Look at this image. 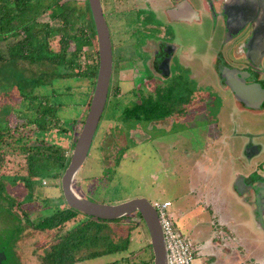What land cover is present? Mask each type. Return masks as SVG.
Returning <instances> with one entry per match:
<instances>
[{
    "label": "rangeland",
    "instance_id": "374dc122",
    "mask_svg": "<svg viewBox=\"0 0 264 264\" xmlns=\"http://www.w3.org/2000/svg\"><path fill=\"white\" fill-rule=\"evenodd\" d=\"M116 1L115 4L117 9L123 8L121 1ZM102 4L105 9V0H102ZM151 7L152 6H149V8ZM55 9L57 10L58 8L55 7ZM55 9L51 8L47 12L42 13L37 18V21L31 25L29 30L33 31L40 29L49 24L51 26L49 32L50 35H52L50 37V44L57 48L54 28L61 25V22L57 21L56 18L50 17V12ZM142 10H148V8L145 7ZM144 12L146 13V11ZM144 12H140L139 14H142V23L144 21L146 22L145 26L137 25V23H139V14L137 16V13L130 11V9H124L122 11L118 10L113 16H107L112 39L113 32H118L119 30L126 32L124 35L125 49H114L116 60L122 56H126L127 58L134 57V59L138 60H142L143 56L146 57V52L141 53L140 55V52L144 50L141 44L143 41L141 40V37H143L141 33L146 29L150 33H155L153 32L155 30L151 27V17L153 16L152 11L148 14H145ZM137 28L139 29L136 33L131 30ZM41 36L42 33L40 37ZM168 38H171V34H169ZM16 39L17 37H13L8 40H10L11 43ZM117 43L121 44L119 43V40ZM6 44L7 41H0V50L3 54L0 58V94L6 95V97H1L0 99V114L6 113L12 115L19 111V109H27L28 99L25 95L26 98L23 97V92L21 91H29L31 85V81L29 80L32 78L40 80L35 89L37 92L44 93L49 91L48 93H50V89L52 88L61 90L59 92L60 95H51L50 99L62 103V107L59 109V123L60 127H64L67 131L64 132L58 130V128H52L48 131L41 132L38 134V137L41 139V141H39L40 144H53L55 146H60L62 149L66 150L67 154H70L73 148L71 147V143L75 140L81 124L80 116L87 108V94L84 93L87 91V87L80 86L79 88L74 85L75 81H78L77 84H84V81H79L68 76H58V72L69 73V70L66 67H57L54 64L48 66V64H43L39 61L30 62L29 60H11L7 57L10 55ZM127 48H130L132 52L126 51ZM226 48L227 45L224 43L222 50ZM225 55L229 56V54ZM182 57L185 62L184 66L187 68L184 66L181 67L180 62L174 59L173 56L171 59V61L174 59L172 61L173 71H175L176 68L180 69L181 72L189 71L188 75L191 76V81H185L182 75H173L170 80L166 81L167 84L164 88V91L166 92L159 93L158 100L155 102L158 104H165L163 102L165 101L167 103V105H164L166 106L165 110H167L169 114H176L177 116L175 117L176 121L172 123L174 126L172 127L170 123V126L168 127L169 135L166 132L159 135L158 133H160L162 129L160 127H155V125H152L149 128H143V123H140L142 130L139 131L143 137L142 135L130 133L128 131L129 126H133L132 121L135 119L130 118L127 120L126 125H120V120L123 119L120 111L122 100L118 99L114 104H109V101L107 100L87 156L78 170L73 184L74 188L79 190L80 186L77 185L79 184L77 178L82 179V177H85L86 180L82 184V188L80 187V192L85 194L87 198L103 203H116L139 196L152 200L155 197H165L167 194V197L171 199L172 210H179L182 213L188 212L187 214L191 215L187 225L180 222L179 231L187 235L192 243L196 244L195 246L198 247L196 242L203 238L197 236H207L208 229L206 227L208 224L197 222V215L200 213L193 215L191 214L192 212L189 211L190 208L194 207L191 206L192 200L197 199V197L194 198L195 195L193 194V190L195 186L200 185L204 187L202 189L210 188L211 193H208V195L204 197L206 201L212 199V193L213 190H215L216 200L208 203V205L214 207L215 210L216 203L221 199L223 203L222 213H225L228 210V198L225 197L224 199L223 195H220L217 188H219V183L221 185L224 184V187L231 192L232 178L227 179L226 176H218L216 169L219 168L218 164L221 162V158L225 157L227 153L226 149L231 146L233 137L230 133V124L225 125L226 104L221 102L219 105L215 92V94H212L214 98L210 99L204 96L202 92L203 90L200 89V83L205 82L206 80H213L214 76L209 74L204 68L202 72L196 71V73H194V70L192 69L188 70L193 68L192 63L190 59H188L189 61H186L185 55L182 54ZM83 60L84 53L80 52L77 56V61L82 63ZM113 63L115 64L114 61ZM142 73L144 72L142 71L141 74ZM24 77H29V80H25ZM114 77L115 75L113 74L111 83L115 85L116 81ZM212 82H217L218 84L219 81L214 80ZM19 83H21V87ZM67 84L75 87V89L73 87V92L64 90V86ZM6 85L10 86V88L7 87L6 90H1L2 88L4 89V86ZM210 85L213 86L212 84ZM160 90L161 89L158 88L159 92ZM7 95L11 96V99L7 98ZM138 95H141V92H139ZM150 100H153V98ZM134 102L139 104L141 100L134 99ZM75 104H77V106ZM160 108L164 107L161 106ZM181 108H184L186 114H178L180 112L179 109ZM163 114L164 113H159L158 115L161 116ZM62 120L65 121V124H61ZM4 121L5 118L0 119V123H4ZM216 122L218 123V127L225 133V138L220 143L216 140L213 141L211 138L215 135L214 129ZM244 122L245 124L249 123L247 118L244 119ZM179 128L182 129L178 130ZM103 132H105V138L101 139L103 137ZM146 136H154L155 138L159 137V140L156 139L151 142V138L146 140ZM162 138L163 140L160 141ZM214 138L219 140L221 135H217ZM183 140L186 144L183 150L185 152L188 151L190 159H186V156L179 155L178 151L174 148V151H171L172 155L176 158L181 157V159H185V164L178 166L175 164L169 165L167 168L168 170L166 171L165 165L161 162V155L163 154L161 151L163 146L161 145L168 141L170 145L175 147V141H177L180 142V145L182 146L181 142ZM131 145L135 148L131 149ZM119 155L123 157H119ZM186 160H189V162L186 163ZM224 160L225 159L222 158V165L226 166ZM209 162L212 164L210 168L207 167L209 166ZM205 170L210 172V176L202 179ZM41 172L42 170L36 172V177L27 178L31 184L30 188L20 182V180L12 182L11 176H4L1 178L3 185L0 188V196L3 200H0V210L5 212L7 217L0 214V246H3L6 250L7 257L5 256L6 259L1 260L0 264H4V260L6 264H41L39 255L42 251L37 249V245L41 242L39 244L37 243L39 238L36 234L37 231L28 232V227L23 217L20 221L9 219V213L13 214V212H9L6 207L11 203H16L25 209L28 205L25 199L33 196L36 190L43 191L48 193V196L53 195L52 197H54L48 202L40 204V208H54L53 206H56L55 203L58 200L57 194L59 193L58 183H60V175L53 179L49 172L44 173V177ZM177 172H179V175L175 176L174 173ZM41 178L42 180L39 183V179ZM163 186H167L170 189V192H162L161 187ZM220 203L221 201L218 203L219 206ZM38 207L39 205H36L34 209H37ZM237 207H241V205L238 204ZM6 210L9 213L6 212ZM40 213V211L32 212L29 214V217L30 219H33ZM132 218L135 220L138 219L136 218V214H132ZM214 220L218 221L219 219L217 218ZM19 223H22L23 226L20 227ZM107 224L116 225L114 221H108ZM76 225H78V223L71 225L72 228L70 230L74 229ZM146 235L147 232L145 233V231L140 234L134 233L132 238L130 237V239H133L130 240V246L123 251L108 253L107 255L96 258L83 259L73 264H143L142 259L151 256L150 246L148 244L144 245L146 242ZM56 236V234H53L51 237L47 238L45 241L46 245L52 243L55 238L57 239ZM148 239L149 238H147V240ZM43 243L44 241L41 244ZM10 247L14 249V252H11V255L9 256ZM197 253L199 254L198 248ZM224 258L225 255L222 252H219V259ZM232 260H234V258H232ZM261 261L259 264H261Z\"/></svg>",
    "mask_w": 264,
    "mask_h": 264
},
{
    "label": "flooded vegetation",
    "instance_id": "af4514ba",
    "mask_svg": "<svg viewBox=\"0 0 264 264\" xmlns=\"http://www.w3.org/2000/svg\"><path fill=\"white\" fill-rule=\"evenodd\" d=\"M120 1L123 8L117 9L116 0H105V9L103 4L102 9L112 47L111 78L114 74L115 85L119 88L115 98L122 100L120 108L122 116L130 113L135 115L134 126H141L140 123H143V128H149L155 119L168 117L165 115L168 111L164 106L167 103L155 102L159 93L166 92L164 91L166 81L173 75L179 74L185 81H191L189 71L181 72L177 68L173 71L174 59L180 62L181 67L185 65L182 54L185 55L186 61L190 59L192 63L193 68L188 70L192 69L196 73L202 72L204 68L213 75V80L200 83V89L203 90L204 96L210 99H213L212 94L216 93L219 105L221 102L226 104L225 125L230 124V133L233 137L231 146L226 149L225 157H222L226 166L222 165L221 158L219 168L216 169L217 175H231L236 192L240 190L242 192L238 194L246 196L249 205L246 208L251 215L256 216L255 224L258 226L254 228V245L258 250L256 254L263 252L264 0ZM145 7L148 10H142ZM124 9L136 12L137 16L140 12L146 11L144 13L148 14L152 11L151 27L155 33H150L147 29L141 33L144 50L140 55L146 52V57L143 56L142 60L126 56L115 59L114 49H125L126 32L115 31L112 39L107 16H113L116 11ZM141 15L139 14L137 25L145 26L146 22L142 23ZM139 28L131 30L136 33ZM169 34L171 38H168ZM118 40L121 44L117 43ZM224 43L227 48L222 50ZM126 51L132 52L130 48ZM173 56L174 59L171 61ZM142 71L144 73L141 74ZM214 80H218V84L213 83ZM158 88L161 89L160 92ZM139 92L141 95H138ZM152 98L153 100H150ZM133 99H140L141 102L136 104ZM161 106L164 108H160ZM159 113L164 114L159 117ZM182 114H186L184 108L179 112V115ZM246 118L248 124L244 122ZM127 120V118L120 120L121 125H126ZM104 133L101 139L105 138ZM133 134L142 135L139 130ZM146 138L150 139L147 136ZM224 138L223 134L221 140ZM184 147L181 152L186 154ZM228 162L231 169L228 168ZM199 262L201 264L200 260Z\"/></svg>",
    "mask_w": 264,
    "mask_h": 264
},
{
    "label": "trees",
    "instance_id": "16d2710c",
    "mask_svg": "<svg viewBox=\"0 0 264 264\" xmlns=\"http://www.w3.org/2000/svg\"><path fill=\"white\" fill-rule=\"evenodd\" d=\"M55 7L58 9L56 10ZM51 8L55 10L50 12V17L61 22V25L54 28L57 48L50 44L52 35L49 32L51 28L49 24L40 29L29 30L42 13ZM13 37H17V39L10 43L8 39ZM4 40L7 41L6 47L10 55L7 57L11 60L39 61L48 64V66L54 64L57 67H66L69 73L58 72V76H68L84 81V84H77L78 81H75L74 86L87 87V91L84 93L87 94L88 108L97 73L98 51L93 18L87 0H0V41ZM80 52L84 53L82 63L77 61ZM2 55L0 50V58ZM24 78L29 80V77ZM29 81H31L29 91H21L23 97L28 99L27 109H19L12 115L0 114V119L5 118L4 123H0V188L3 185L1 178L4 176H11L12 182L20 180L29 188L31 184L27 178L36 177L35 174L38 171L42 170L43 177L44 173L49 172L54 179L61 176L69 162L70 154H67L66 150L53 144H40L41 139L38 137L41 132L52 128L67 131L64 127H60L59 123V109H61L62 103L50 99L51 95H60L61 90L52 88L50 93H48L49 91L37 92L35 89L40 80L32 78ZM19 84L21 87V83ZM74 86L67 84L64 86V90L73 92ZM7 87L10 88L6 85L1 90H6ZM118 89V86L110 81L107 96L109 104L118 101L115 98ZM1 97L4 98L6 95L0 94V99ZM7 98L11 99V96L7 95ZM75 105L77 106V104ZM87 108L80 116L81 124ZM61 124H65V121L62 120ZM74 142L75 140L71 143V147ZM119 157L123 156L119 155ZM42 178L39 179V183ZM77 179L79 182L77 185L80 187L86 180L85 177ZM58 187V200L55 203L56 206H53L54 208H40V204L46 203L54 197L36 190L33 196L25 199L28 203L25 209L16 203L4 205L9 212L12 211L15 215L14 217L6 210L10 214L9 219L20 221L23 217L28 232L37 231L36 234L39 236L37 243L44 241L43 244L37 245V249L42 251L39 255L41 264H73L83 259L120 252L130 246V240H133L130 237L132 238L134 233L147 232L138 212L135 213L138 218L136 220L132 218V213L114 219L87 216L69 206L63 198L60 183H58ZM80 187L79 190L76 189L82 194ZM82 195L86 197L85 194ZM0 200H3L1 196ZM36 205L39 207L34 209ZM36 211L41 213L30 219L29 214ZM0 214L7 217L1 210ZM108 221H114L116 225H108ZM74 223H78V225L70 230ZM19 226L21 227L23 224L19 223ZM53 234L57 235V239L55 238L52 243L46 245V239ZM147 237L148 233L144 245L150 246ZM0 251L7 257L3 246H0ZM9 251L10 256L14 249L11 248ZM152 258L151 252L149 258L142 259L143 264H152ZM3 263L6 264L5 260Z\"/></svg>",
    "mask_w": 264,
    "mask_h": 264
},
{
    "label": "crops",
    "instance_id": "0c3cea01",
    "mask_svg": "<svg viewBox=\"0 0 264 264\" xmlns=\"http://www.w3.org/2000/svg\"><path fill=\"white\" fill-rule=\"evenodd\" d=\"M134 100V99H133ZM181 110V109H179ZM179 114V113H178ZM165 115H167V118H158L155 119V122L152 125H155V127H160L162 131L158 133L159 135L164 134L165 132L169 135L168 133V127L171 126L173 127L174 125L172 124L173 122L176 121L175 117L176 114H169V112H166ZM183 115V114H182ZM122 116V113H121ZM160 117V116H159ZM122 118H134L135 115L133 114H127L126 116H122ZM133 126H129V132L130 133H135V131L139 130L141 131V126H134V120L132 121ZM121 125V124H120ZM151 125V126H152ZM150 126V127H151ZM182 128H179L178 130H181ZM184 129V128H183ZM218 127V123L216 122L215 124V129L214 133L215 135L211 137L214 140H216L218 143H220L222 140L221 138L219 140L215 139L214 137L217 135H225L224 131ZM151 138V142L155 141L156 139L159 140L158 138H155L154 136H147ZM147 140V138H146ZM163 138L160 140L162 141ZM182 146L180 145V142L175 141V147L170 145L168 141L166 143H163V149L161 148V151L163 154L161 155V162L162 164L165 165L166 171L168 170L167 168L169 165L175 164V165H181L185 164V159H181V157H174L171 153V151H174V148L176 151H178L179 155L186 156V159H190L189 153L184 152L186 154H183L181 152V149L186 146L184 140L181 142ZM185 144V145H184ZM135 147L131 145V149H134ZM189 160H186V163H188ZM211 163L209 162V166L211 167ZM228 168H230L229 162H228ZM174 175H179V172L174 173ZM210 176V172L205 170L202 179L203 178H208ZM227 179H231L230 176H226ZM221 180V179H219ZM206 186V185H205ZM220 188L218 189V192L220 195L228 198V210L225 213H222L223 210V203L221 201L220 206H219V201L215 205V210L214 207H210L208 203L215 201L216 200V193L215 190H213L212 193V199L206 201L204 199L205 196L210 194V188H205L200 186H195L193 190V194L195 195L194 198L197 197L196 200H192L191 206H194L193 208H190L189 211H191L193 215L198 214V221L197 222H203L205 224H208L206 227L208 229L207 231V236H197L201 237L203 239H200L198 242V259L201 261V264H259L261 260V264H264V249L263 252H258L256 250L255 245H254V234H255V229L254 227H258L255 224V215H251V212L247 209L249 206L246 201V196L245 195H240L238 192H242L238 190L236 192L234 183L232 182V188L231 192H229L225 187L224 184L221 185L219 183ZM207 187V186H206ZM162 192H170V189L167 186L161 187ZM203 196V200H202ZM171 200L170 198L167 197V194L165 197H155L152 200ZM150 200V201H152ZM232 204V205H231ZM240 204L241 207H237V205ZM234 206V207H233ZM247 207V208H246ZM175 215V225L176 228L179 230L180 229V222L182 224L187 225L189 218L191 217L190 214H187L188 212H180L174 211ZM219 219L218 221H215L214 219ZM196 222V223H197ZM184 234V233H183ZM187 236V235H186ZM148 238V237H147ZM205 238V239H204ZM190 239V238H189ZM149 240V239H148ZM149 242V241H148ZM192 242V241H191ZM196 245V244H194ZM219 252H222L225 255L224 259H219ZM234 258V260H232Z\"/></svg>",
    "mask_w": 264,
    "mask_h": 264
},
{
    "label": "water",
    "instance_id": "95a60500",
    "mask_svg": "<svg viewBox=\"0 0 264 264\" xmlns=\"http://www.w3.org/2000/svg\"><path fill=\"white\" fill-rule=\"evenodd\" d=\"M87 2L96 32L98 66L84 120L75 138L69 162L60 176L63 198L69 206L85 215L96 218L114 219L138 212L148 233L153 256L152 264H168L158 215L150 200L139 196L116 203H103L83 196L74 188L75 176L87 156L106 103L112 70V47L101 0H87ZM0 255V261L5 259L3 252L0 251Z\"/></svg>",
    "mask_w": 264,
    "mask_h": 264
},
{
    "label": "built area",
    "instance_id": "2783aa9c",
    "mask_svg": "<svg viewBox=\"0 0 264 264\" xmlns=\"http://www.w3.org/2000/svg\"><path fill=\"white\" fill-rule=\"evenodd\" d=\"M162 230L168 264H200L197 247L175 225V215L169 200H153Z\"/></svg>",
    "mask_w": 264,
    "mask_h": 264
},
{
    "label": "clouds",
    "instance_id": "9594fccd",
    "mask_svg": "<svg viewBox=\"0 0 264 264\" xmlns=\"http://www.w3.org/2000/svg\"><path fill=\"white\" fill-rule=\"evenodd\" d=\"M153 201V200H152ZM151 202V201H150ZM170 203H171V201H170ZM170 209L172 210V208H171V205H170ZM174 213V212H173Z\"/></svg>",
    "mask_w": 264,
    "mask_h": 264
}]
</instances>
